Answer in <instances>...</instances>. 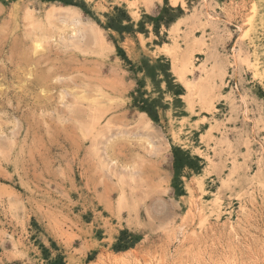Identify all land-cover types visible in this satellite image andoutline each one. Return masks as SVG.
Instances as JSON below:
<instances>
[{"label": "rangeland", "instance_id": "1", "mask_svg": "<svg viewBox=\"0 0 264 264\" xmlns=\"http://www.w3.org/2000/svg\"><path fill=\"white\" fill-rule=\"evenodd\" d=\"M246 33L264 66V0H0V264H264Z\"/></svg>", "mask_w": 264, "mask_h": 264}, {"label": "bare ground", "instance_id": "2", "mask_svg": "<svg viewBox=\"0 0 264 264\" xmlns=\"http://www.w3.org/2000/svg\"><path fill=\"white\" fill-rule=\"evenodd\" d=\"M206 2V1H205ZM183 3V2H182ZM206 4V3H205ZM203 6H204V4H202ZM199 8H201V7H199ZM204 8H205V6H204ZM202 10H204V9H202ZM206 10V9H205ZM205 10H204V12L203 13H205ZM197 11V10H196ZM197 12H199V10L197 11ZM201 12V11H200ZM192 15V14H191ZM198 15V14H197ZM201 15V14H200ZM203 15H205V14H203ZM194 16H196V15H194ZM193 16V17H194ZM206 16L207 17H209V16H211V17H213V15H211L210 13H209V11L207 12L206 11ZM198 17H200V16H198ZM204 18V17H203ZM218 18H219V16H218ZM218 18H216V19H218ZM221 18V17H220ZM219 18V20H221ZM208 19V18H207ZM213 19V18H212ZM209 20V19H208ZM246 20V19H245ZM222 21V20H221ZM221 21H220V23H221ZM224 21V20H223ZM200 22V21H199ZM202 22V21H201ZM210 22V21H209ZM215 22H216V20H215ZM244 22V21H243ZM203 23V22H202ZM204 24V23H203ZM211 25V24H210ZM209 25V23H208V26H210ZM211 26H213V25H211ZM214 27H216V26H214ZM219 28V27H218ZM201 30V29H200ZM244 30V29H243ZM203 31V30H202ZM240 34V33H239ZM211 36V35H210ZM239 37V36H238ZM241 39V38H240ZM242 39H247L246 41H248V43H250V44H252L253 45V48H254V50H253V52H254V54H253V63H252V68H253V70L254 71H259V70H262L263 72H264V66L260 63V61H259V59L257 58V55H256V49H257V46H256V44L254 43V41L251 39V38H247V33L246 34H244V35H242ZM192 41V40H191ZM193 41H194V39H193ZM173 42H175L174 41V39H173ZM172 42V43H173ZM38 43V42H37ZM196 43V42H195ZM201 42H199V44H200ZM174 44V43H173ZM35 45V44H34ZM190 46V45H189ZM192 46H194V45H192ZM200 46H201V44H200ZM35 47V46H34ZM38 47V46H37ZM172 47V46H171ZM167 48V47H166ZM200 48V47H199ZM233 48V47H232ZM177 49V48H176ZM193 49V48H192ZM34 50H35V48H34ZM178 50V49H177ZM208 50H209V48H208ZM183 52V51H182ZM183 54V53H182ZM237 54V53H236ZM186 56V55H185ZM189 56V55H188ZM226 56V55H225ZM234 56V55H233ZM239 56V55H238ZM222 57H223V55H222ZM175 59H176V57H175ZM227 59V58H226ZM233 60H235V58L233 59ZM176 60H174L173 61V63H172V66H173V69L178 73V75H179V78H180V80L182 81V83H183V85L185 86V88L187 89V91L189 92V94H194V93H196V91H197V93H198V90H197V87L198 88H201V87H199L198 86V84H195V83H192L191 81H190V79H188V77H187V73H190V72H192V70H193V63H192V61H191V59L189 58V57H185V58H183V59H181V61L180 62H175ZM227 61V60H226ZM234 62V61H233ZM241 62V61H240ZM238 63H239V60H238ZM214 66V65H213ZM202 69H203V67H202ZM213 70V69H212ZM235 70V69H234ZM216 73V72H215ZM209 74H210V72H209ZM208 74V75H209ZM234 74V73H233ZM177 75V76H178ZM205 75V74H204ZM218 75V74H217ZM205 77V76H204ZM207 78V77H206ZM213 78H214V76H213ZM217 78V77H216ZM220 78V77H219ZM202 80V79H201ZM204 80H207V79H204ZM210 81V80H209ZM200 82H202V81H200ZM218 82H220V81H218ZM207 83V82H206ZM200 84V83H199ZM203 84V83H202ZM202 84H201V86H202ZM213 84V83H212ZM218 84V83H217ZM205 85V84H204ZM222 85V84H221ZM205 86H207V84L205 85ZM205 86H204V89H207V88H205ZM203 87V86H202ZM208 87V86H207ZM212 87H213V85H212ZM234 88V87H233ZM236 88V87H235ZM202 89V88H201ZM204 89H202V91L204 90ZM210 89H211V87H210ZM217 89H218V86H217ZM208 90V89H207ZM204 92H205V90H204ZM207 93H209V91H207ZM206 93V94H207ZM210 93H211V90H210ZM212 94H213V91H212ZM195 95V94H194ZM193 95V96H194ZM197 95V94H196ZM199 95H202V94H199ZM198 95V96H199ZM205 95V94H204ZM208 96V95H207ZM206 95H205V99H206V97H207ZM211 96V95H210ZM214 96V95H213ZM218 96V95H217ZM222 96V95H221ZM212 97V96H211ZM216 97V96H215ZM240 97V96H239ZM210 98V97H209ZM214 98V97H213ZM242 99V98H241ZM199 100V99H198ZM208 100V99H207ZM205 101V102H208V101H210V100H208V101ZM213 100V99H212ZM203 101V100H202ZM243 101V100H242ZM197 102H199V101H197ZM244 102V101H243ZM242 102V104H244ZM188 104V103H187ZM200 104H202V103H200ZM205 104V103H204ZM203 104V105H204ZM198 105V104H197ZM206 105V104H205ZM204 105V106H205ZM208 105V104H207ZM209 106V105H208ZM211 106V105H210ZM209 106V107H210ZM242 106H244V105H242ZM201 108L203 107V106H200ZM205 107H207V106H205ZM208 108V107H207ZM212 108V107H211ZM206 109V108H205ZM204 109V110H205ZM213 109V108H212ZM209 110V109H208ZM207 110V111H208ZM233 110V109H232ZM243 117H245V115H243ZM217 126V125H216ZM216 126L214 127V128H216ZM233 128V127H232ZM253 129V128H252ZM252 129H251V131H252ZM220 136V135H219ZM253 136V135H252ZM225 139V138H224ZM240 139V138H239ZM218 140H219V138H218ZM242 142H244V141H242ZM247 143H249V142H247ZM227 144V143H226ZM245 144V143H244ZM229 145V144H228ZM227 145V146H228ZM245 145H247V144H245ZM218 148V147H217ZM225 148V147H224ZM227 148V147H226ZM229 148V147H228ZM211 149H212V146H211ZM213 150V149H212ZM230 150V149H229ZM230 154H232V156L234 155L233 153H230ZM234 157V156H233ZM264 157V156H263ZM235 158V157H234ZM233 158V159H234ZM236 163H238V162H236ZM235 164V163H234ZM236 167V166H235ZM236 169V168H235ZM234 171H236V170H234ZM235 173V172H234ZM256 173V172H255ZM251 176V175H250ZM252 176H254L253 174H252ZM221 181V180H220ZM222 182V181H221ZM255 182V181H254ZM223 183H226V182H223ZM231 183V182H230ZM251 183V182H250ZM260 183V182H259ZM256 184V183H255ZM261 184H262V182H261ZM203 184H202V182H199V184H198V186H199V188H200V190L203 192L204 191V188H203V186H202ZM226 185V184H225ZM257 185H258V183H257ZM221 186V185H220ZM261 186V185H260ZM226 187V186H225ZM227 188V187H226ZM264 188V187H263ZM243 192V191H242ZM240 193V192H239ZM214 195V194H213ZM217 195V194H216ZM215 195V196H216ZM228 196V195H227ZM214 198V197H213ZM217 198V197H216ZM229 198V197H228ZM221 200V199H220ZM210 203V202H209ZM220 203V201H218V204ZM201 205L203 206V207H205L204 206V204L203 203H201ZM212 205V204H211ZM243 205V204H242ZM213 206H216V203H215V205H213ZM241 206V205H240ZM212 207V206H211ZM217 207V206H216ZM243 207V206H242ZM207 208H210V207H207ZM206 208V209H207ZM218 208H219V206H218ZM219 210V209H218ZM209 211V210H208ZM221 211V210H220ZM204 257V256H203ZM228 258H230V257H228ZM256 258V257H255ZM263 258V257H262ZM205 259V258H204ZM208 259V258H207ZM227 259V258H226ZM225 259V260H226ZM252 259H253V257H252ZM210 260H211V258H210ZM209 260V261H210ZM213 260V259H212ZM240 260H241V258H240ZM264 260V259H263ZM208 261V260H207ZM243 261V260H242ZM213 262V261H212ZM223 262V261H222ZM227 264H228V259H227ZM205 263V262H204ZM217 263V262H216ZM242 263V262H241ZM224 264H225V262H224ZM231 264H233V263H231ZM253 264V263H252ZM255 264V263H254Z\"/></svg>", "mask_w": 264, "mask_h": 264}, {"label": "trees", "instance_id": "3", "mask_svg": "<svg viewBox=\"0 0 264 264\" xmlns=\"http://www.w3.org/2000/svg\"><path fill=\"white\" fill-rule=\"evenodd\" d=\"M54 264H63L62 259L59 258V260L57 262H55Z\"/></svg>", "mask_w": 264, "mask_h": 264}]
</instances>
